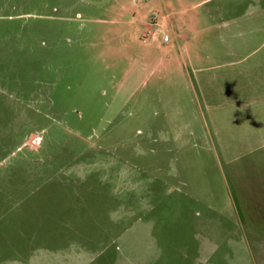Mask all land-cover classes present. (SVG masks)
Instances as JSON below:
<instances>
[{"label": "rangeland", "instance_id": "1", "mask_svg": "<svg viewBox=\"0 0 264 264\" xmlns=\"http://www.w3.org/2000/svg\"><path fill=\"white\" fill-rule=\"evenodd\" d=\"M0 264H264V0H0Z\"/></svg>", "mask_w": 264, "mask_h": 264}, {"label": "clouds", "instance_id": "2", "mask_svg": "<svg viewBox=\"0 0 264 264\" xmlns=\"http://www.w3.org/2000/svg\"><path fill=\"white\" fill-rule=\"evenodd\" d=\"M137 188H139V186H136ZM139 191H143L142 188L139 189ZM113 195H118L119 194V190L118 189H114L113 190ZM142 205H147V200H142L141 201ZM128 209L125 207L124 204H120L116 209L110 210L108 215H109V219L113 220V222H117L119 219H122L123 216L125 214H127Z\"/></svg>", "mask_w": 264, "mask_h": 264}, {"label": "built area", "instance_id": "3", "mask_svg": "<svg viewBox=\"0 0 264 264\" xmlns=\"http://www.w3.org/2000/svg\"><path fill=\"white\" fill-rule=\"evenodd\" d=\"M164 39H166V37L164 36Z\"/></svg>", "mask_w": 264, "mask_h": 264}]
</instances>
